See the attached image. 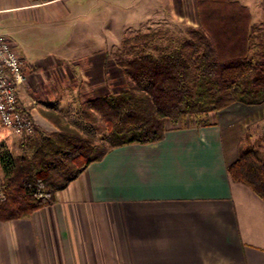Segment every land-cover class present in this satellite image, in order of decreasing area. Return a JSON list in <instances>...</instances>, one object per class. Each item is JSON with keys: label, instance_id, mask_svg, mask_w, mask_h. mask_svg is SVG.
Masks as SVG:
<instances>
[{"label": "crops", "instance_id": "crops-1", "mask_svg": "<svg viewBox=\"0 0 264 264\" xmlns=\"http://www.w3.org/2000/svg\"><path fill=\"white\" fill-rule=\"evenodd\" d=\"M233 1L251 12L252 55L264 44V0ZM117 11L134 12L123 28L152 34L153 49L201 26L197 0H0V30L28 62L18 96L36 127L54 133L43 111L71 122L86 102L129 89L118 58L132 47L124 39L112 54ZM176 25L185 35L171 40ZM230 108L167 127L159 142L116 148L53 204L0 220V264H264V199L228 170L244 140ZM4 129L12 137L0 145L22 151L25 138Z\"/></svg>", "mask_w": 264, "mask_h": 264}, {"label": "trees", "instance_id": "trees-1", "mask_svg": "<svg viewBox=\"0 0 264 264\" xmlns=\"http://www.w3.org/2000/svg\"><path fill=\"white\" fill-rule=\"evenodd\" d=\"M197 5L201 26L188 39L153 49L154 36L140 35L145 49L135 43L122 52L118 64L129 89L86 102L80 127L54 110L43 111L56 132L36 127L34 136L24 137L19 155L0 145V220L27 218L53 204L58 193L116 148L163 140L167 121H201L235 104H264V61L250 57V10L233 0H197ZM250 137L248 132L228 170L234 182L264 199V159Z\"/></svg>", "mask_w": 264, "mask_h": 264}, {"label": "rangeland", "instance_id": "rangeland-1", "mask_svg": "<svg viewBox=\"0 0 264 264\" xmlns=\"http://www.w3.org/2000/svg\"><path fill=\"white\" fill-rule=\"evenodd\" d=\"M253 11H254V16H257V12L258 10H256L257 8H255L253 5ZM261 13L264 12V5H259L258 8ZM117 16L115 17L114 15V19L112 21V26H113V30H114V42L115 44H118L117 46H114L112 54L117 56L119 53H121V46H122V42L124 39L131 37L132 39L129 40L130 42L127 44L128 47H133V45L136 43V45H138L140 42V38L139 35L136 33V29L135 28H128V29H124L123 25L125 23H134V21H136L135 19L131 18L132 14L134 12H129V13H124L117 11ZM120 20V21H119ZM119 22V23H118ZM148 27H153L152 23H146L144 24L141 28L142 29H147ZM99 30V29H98ZM253 30H257V27H253ZM261 33L263 35H256L257 36V40L259 42L260 37L263 38V42H264V29L261 30ZM169 34H167V38H172L171 40L175 39V38H179V37H183L185 35V28L181 27V26H174L171 28V30L169 31ZM258 47L259 50H254L252 52V56L250 55V57L255 60V61H264V44L263 43H258ZM263 109H254V108H249V107H245L244 105H239V104H235L233 106H231V108L226 111L225 113L228 115V118L231 121H236L237 124H239L240 126V132L244 135V139L246 138V134H248L247 132H249V134L251 135L250 137V143L252 145H254L257 154L264 159V119L259 120L256 116V114H258L259 111H263L264 112V107H261ZM259 110V111H258ZM197 119L196 118H186L184 121H179V123L177 124H173L171 121H167V125L170 128H180L181 126H188V124H190L191 126H194L197 123ZM71 123L74 126L80 127L82 124V119L79 115L71 118ZM5 127H3V125L0 124V139L2 137H7L10 138L12 137V135H10L8 132H6V130L4 129ZM104 137L102 135H99L97 137L98 141H103ZM242 146L243 143H242ZM16 149V148H15ZM16 152H13L14 154H21V150L20 149H16L14 150Z\"/></svg>", "mask_w": 264, "mask_h": 264}, {"label": "built area", "instance_id": "built-area-1", "mask_svg": "<svg viewBox=\"0 0 264 264\" xmlns=\"http://www.w3.org/2000/svg\"><path fill=\"white\" fill-rule=\"evenodd\" d=\"M28 62L11 38L0 30V124L20 137L35 135L36 126L19 101L18 86L26 82ZM189 119V118H188Z\"/></svg>", "mask_w": 264, "mask_h": 264}]
</instances>
